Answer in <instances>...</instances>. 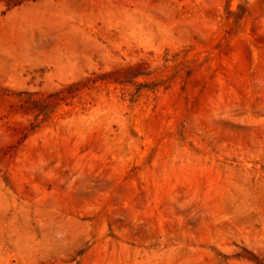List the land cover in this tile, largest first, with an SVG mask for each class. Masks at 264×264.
<instances>
[{
  "label": "rangeland",
  "instance_id": "374dc122",
  "mask_svg": "<svg viewBox=\"0 0 264 264\" xmlns=\"http://www.w3.org/2000/svg\"><path fill=\"white\" fill-rule=\"evenodd\" d=\"M0 264H264V0H0Z\"/></svg>",
  "mask_w": 264,
  "mask_h": 264
}]
</instances>
